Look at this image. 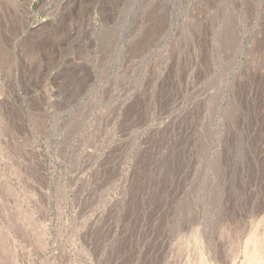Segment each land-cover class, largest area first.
Returning <instances> with one entry per match:
<instances>
[{
	"label": "rangeland",
	"instance_id": "rangeland-1",
	"mask_svg": "<svg viewBox=\"0 0 264 264\" xmlns=\"http://www.w3.org/2000/svg\"><path fill=\"white\" fill-rule=\"evenodd\" d=\"M263 239L264 0H0V264Z\"/></svg>",
	"mask_w": 264,
	"mask_h": 264
},
{
	"label": "bare ground",
	"instance_id": "bare-ground-1",
	"mask_svg": "<svg viewBox=\"0 0 264 264\" xmlns=\"http://www.w3.org/2000/svg\"><path fill=\"white\" fill-rule=\"evenodd\" d=\"M252 236H254V235H252ZM249 238H250V237H249ZM256 238H257V236H256ZM258 238H260V237L258 236ZM253 239H254V238H253ZM257 240H258V239H257ZM247 241H248V239H247ZM247 241H246V243H247ZM259 241H261V240H259ZM263 241H264V239H263ZM250 242H252V244L254 245V243H253L254 241L252 240V238H251V241H250ZM248 243H249V242H248ZM248 243H247V244H248ZM252 244H251L250 247L253 248V249H252V252H253V250H254L255 248L253 247ZM248 245H249V244H248ZM258 245H260V244H258ZM262 246H263V245H262ZM262 246H260V247H261V248H264V247H262ZM245 247H246V246H245ZM250 247H249L250 250L247 248V251L249 250V251L251 252V248H250ZM257 248H258V250H259V247H258V246H257ZM261 248H260L259 252H261ZM258 250H257V253H258ZM244 251H245V250H244ZM247 251H246V253H247ZM263 251H264V250H262V252H263ZM250 252H248V253H250ZM252 252H251V254H252ZM262 252H261V253H262ZM253 254H254V253H253ZM253 254H252V255H253ZM252 255L248 254V256H247V254H246V257H247V258H250ZM255 255H256V254H255ZM258 255H259V254H257V257H258ZM262 255H263V254H262ZM262 255H260V258H259V259H262V261H263L264 258H262V257H263ZM244 256H245V255H244ZM249 256H250V257H249ZM261 256H262V257H261ZM253 258L256 259V260H254V259L251 258V260H252L251 264H258V263L256 262L258 258H255V257H253ZM259 259H258V260H259ZM253 260H254V261H253ZM244 261H245V258H244ZM244 261L242 262L243 264L245 263ZM248 261H249V260H248ZM260 261H261V260H260ZM258 262H259V261H258ZM246 263H247V261H246ZM248 264H249V263H248ZM259 264H260V263H259ZM261 264H264V263H261Z\"/></svg>",
	"mask_w": 264,
	"mask_h": 264
}]
</instances>
